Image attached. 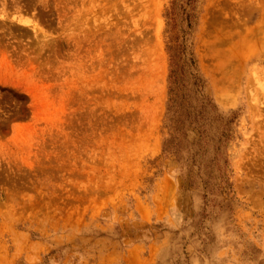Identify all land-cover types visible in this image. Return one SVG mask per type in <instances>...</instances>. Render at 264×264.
I'll return each instance as SVG.
<instances>
[{
	"label": "rangeland",
	"instance_id": "obj_1",
	"mask_svg": "<svg viewBox=\"0 0 264 264\" xmlns=\"http://www.w3.org/2000/svg\"><path fill=\"white\" fill-rule=\"evenodd\" d=\"M0 264H264V0H0Z\"/></svg>",
	"mask_w": 264,
	"mask_h": 264
},
{
	"label": "trees",
	"instance_id": "obj_2",
	"mask_svg": "<svg viewBox=\"0 0 264 264\" xmlns=\"http://www.w3.org/2000/svg\"><path fill=\"white\" fill-rule=\"evenodd\" d=\"M171 54H172V64H173V68L171 71V76H170V82H171V88H170V105H169V110L171 113H176V109H174V104L176 103V98H177V80H178V68H177V59L178 56L176 55L177 53V49L174 47L169 48ZM190 65H193V61L189 62ZM172 122H174V119L172 120ZM173 139L171 138L169 141H167L166 145H165V152L169 151V146L173 143Z\"/></svg>",
	"mask_w": 264,
	"mask_h": 264
},
{
	"label": "bare ground",
	"instance_id": "obj_3",
	"mask_svg": "<svg viewBox=\"0 0 264 264\" xmlns=\"http://www.w3.org/2000/svg\"><path fill=\"white\" fill-rule=\"evenodd\" d=\"M40 114V113H39Z\"/></svg>",
	"mask_w": 264,
	"mask_h": 264
}]
</instances>
